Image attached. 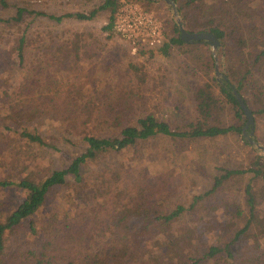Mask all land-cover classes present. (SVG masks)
Returning a JSON list of instances; mask_svg holds the SVG:
<instances>
[{
  "label": "rangeland",
  "instance_id": "1",
  "mask_svg": "<svg viewBox=\"0 0 264 264\" xmlns=\"http://www.w3.org/2000/svg\"><path fill=\"white\" fill-rule=\"evenodd\" d=\"M6 1L7 6L0 4V19L11 21L0 22V100L9 87L17 89L23 84L30 69L35 76L33 78L41 81L38 85L48 90L47 97L61 87L62 92L73 89L75 100L79 103L103 99L105 94H108V100H139L137 105L142 102L144 106L138 115L154 113L175 130H182L198 120L194 92L198 86L217 79L215 66L211 70L207 68L211 59L215 61L210 45L190 43L174 46L169 55L161 52L163 45L152 50L133 51L122 35L114 30H104L109 23L108 11L99 12L92 20L64 18L58 22L51 18L52 15L70 13L89 14L104 0ZM207 5L212 6L211 2ZM145 6L165 23L168 35L172 36V29L177 24L172 7L165 0H151ZM19 8L46 15L25 13L23 21H13ZM261 15L264 17V12ZM179 18L182 21L180 13ZM23 36L26 68L20 67L17 56V46ZM249 43V49L241 55L229 45L222 51L218 47L216 51L219 70L229 76L232 85L237 81L232 73H238L242 68L240 62L244 59L251 62L254 56L251 53L259 50L258 40L249 38ZM77 45H86L85 50L75 54L73 48ZM248 82L264 88V63L255 64ZM213 85L221 108L219 120L222 125H241L242 121L235 116V108L227 101L218 84L213 82ZM121 95L124 97L120 98ZM242 95L255 107H259V102L264 99V96L254 98L250 86L243 90ZM40 96L46 99L44 95ZM38 126L45 140L56 145L57 149L30 145L6 132L9 135L1 137L5 140L0 139V146L3 147L0 151V179L13 182L39 180L52 170L67 168L72 159L86 152L87 144L80 137H71V141L65 139L61 125L55 119L46 117ZM2 131L0 128V133ZM243 137L230 133L191 140L158 134L121 152H113L99 161L88 163L83 166L82 175L89 185L95 180L99 167L114 168L127 175L133 184L158 194L160 209L164 212L183 207L185 211L170 227L174 242L169 247V256L165 257L167 264H177L188 254L207 252L212 245L223 247L244 227L246 220L234 215L233 205L238 204L245 209L244 189L248 183L253 185L257 194L259 209L264 210V174L256 178L250 172L233 176L214 194L206 195L213 188L215 177L224 174V170L248 171L255 168L258 161L264 166V151L250 145ZM252 137L264 146V114L255 117ZM67 180V185L53 190L46 204L32 217L37 232L31 230L30 220H27L19 230L8 235L6 250L0 256V260L5 261L2 264H35L48 240L42 233L43 227L49 226L54 213L61 223L66 224L80 212H92L91 208L98 200H79L81 191L91 192V187L79 186L72 175ZM109 184L97 183L100 188L96 193ZM112 189L111 195L121 193L124 188ZM26 196L27 192L17 186L0 187V220L4 221L16 210ZM199 196L202 199L196 203L195 198ZM78 203L80 206H77ZM260 245L258 248L253 237H241L233 247L236 254L234 263L229 260L226 264H264V241ZM153 251L157 256V252ZM135 253L137 261L145 260L141 250ZM156 261L159 259L153 256L147 263L156 264Z\"/></svg>",
  "mask_w": 264,
  "mask_h": 264
},
{
  "label": "trees",
  "instance_id": "2",
  "mask_svg": "<svg viewBox=\"0 0 264 264\" xmlns=\"http://www.w3.org/2000/svg\"><path fill=\"white\" fill-rule=\"evenodd\" d=\"M120 1L104 0L99 8L92 10L89 14L70 13L63 16L52 15L51 18L58 22H62L64 18L92 20L99 12L108 11L109 23L104 30H114L115 15ZM129 1L137 2L145 10L151 11L145 6V3H150L151 0ZM175 1L185 28L192 33L215 34L220 41V51L229 45L234 50H238V54L241 55L250 47L249 38L258 40L259 50L251 53L254 55L253 60L251 62L247 59L242 60L240 62L242 68L239 72L232 73V77L237 80L235 85H232L229 79H222V83H219L216 78H213L212 81L198 86L193 96L198 120L182 130L173 129L170 123L160 120L154 113L138 115L144 106L142 102L137 105L140 103L139 100L133 102L119 99L108 100V94H105L104 98L107 99L96 98L79 103L75 100L76 93L73 89L68 88L62 92L61 87L53 92L52 96L47 97L45 94L48 90L38 85L41 81L34 79L32 70L28 69L30 73L23 84L17 89L9 87L4 91L3 98L0 100V128L3 130L0 133V139L13 134L18 140H24L30 145L36 144L57 149L56 145L45 140L38 126L46 117H50L60 123L67 141H71V137H80L87 144V149L85 153L72 159L67 168L52 170L39 180L23 179L20 182H13L0 179V187L17 186L27 192L20 206L4 221L0 220V256L6 250L8 235L19 230L27 220H30L31 230L37 232L35 223L31 220L32 217L46 204L53 190L67 185L68 176L72 175L79 186L88 185L82 174L83 166L90 162L99 161L101 157L113 152H121L137 145L139 141L148 140L158 134L191 140L215 138L230 133L243 135L247 119L235 97L233 88H236L242 95L243 90L250 86L254 98L264 96V88L253 86L251 82L247 83L255 64L264 63V45L261 47L264 44V17L261 15L264 12V0ZM208 2H211V7L207 5ZM0 4L5 7L8 3L6 0H0ZM25 13L46 15L42 12L19 8L12 20L23 21ZM9 21L0 19V22ZM164 27L167 39L169 35L165 23ZM172 33L173 35L169 36L167 42L161 47V52L165 55H169L174 46L190 44L180 38L177 24L174 25ZM194 44L209 45L205 41ZM86 45H77L73 48L74 53L85 50L83 48ZM17 56L20 59V67L26 68L24 36L17 46ZM213 61L211 59V63L209 62L208 70L215 66V61ZM213 82L218 84L227 101L235 108V116L242 121L241 125H222L219 120L221 108L213 91ZM40 95H44L46 99ZM122 97L124 96L121 95L120 98ZM243 98L255 117L264 114V99L259 102V107H255L249 99L244 96ZM251 131V128L247 129L248 133ZM2 150L3 147L0 146V151ZM247 172L254 173L256 178L264 174V166L258 161L255 163V168L248 171L224 170V174L215 177L214 186L206 195L214 194L229 178ZM94 178L95 180L88 185L92 191L84 193L82 190L79 198L82 202L98 200L91 208L92 212H80L66 224L61 223L58 215L54 213L50 217L49 226L43 227L42 233L48 240L43 245L41 257H38L35 264H148L147 260L152 259L153 256L159 259L156 264H167L165 257L169 256V247L174 242L170 227L177 218H180L185 209L179 206L174 211L164 212L160 209L162 206L157 197L158 194L133 184L127 175L124 176L114 168L103 165L99 167ZM99 182L101 184L108 182L110 186H103L104 190L96 193L100 188L97 185ZM113 187H116V190L124 189L119 194L111 195ZM244 193L246 213L240 205L233 206L234 215L244 217L246 222L244 227L235 233L233 239L223 247L212 245L203 254L198 252L188 254L182 257L177 264H226L229 260L233 262L236 256L233 249L234 244L245 236L253 237L257 247H261L260 244L264 241V210L259 209L257 194L251 183L245 186ZM200 199L202 197H196L195 202L197 203ZM77 206H80V203ZM166 243L169 245L168 249L167 245H164ZM153 249L157 252V256L154 255ZM139 250L144 254L143 262L135 258V252ZM0 261L1 264L5 263L3 260Z\"/></svg>",
  "mask_w": 264,
  "mask_h": 264
},
{
  "label": "built area",
  "instance_id": "3",
  "mask_svg": "<svg viewBox=\"0 0 264 264\" xmlns=\"http://www.w3.org/2000/svg\"><path fill=\"white\" fill-rule=\"evenodd\" d=\"M114 31L122 35L133 51L155 49L166 41L163 21L152 11L129 0H121Z\"/></svg>",
  "mask_w": 264,
  "mask_h": 264
},
{
  "label": "water",
  "instance_id": "4",
  "mask_svg": "<svg viewBox=\"0 0 264 264\" xmlns=\"http://www.w3.org/2000/svg\"><path fill=\"white\" fill-rule=\"evenodd\" d=\"M165 2L172 7L174 14L177 17V24L180 30V38L185 42V43H195V42H200V41H205L208 42L209 45L212 47L213 49V54H214V59H215V71H216V76H217V80L222 83V79L224 80H228V78L221 73V71L219 70V66H218V58L216 55V51L218 49V47L220 46V41L218 40V38L215 36V34L210 33V32H189L183 25L181 19L179 18V11H178V7L176 4L175 0H165ZM222 78V79H221ZM234 89V94L235 97L237 99V101L239 102L242 110L244 111V115L247 119L245 128H244V137L245 139L249 142L250 145L252 146H256L259 149H261L262 151H264V146H261L256 140L253 139V129L255 127V117L254 114L252 112V110L249 108V106L247 105V103L245 102L243 96L241 95V93L236 89ZM251 128L252 131L251 133L247 132V129Z\"/></svg>",
  "mask_w": 264,
  "mask_h": 264
}]
</instances>
